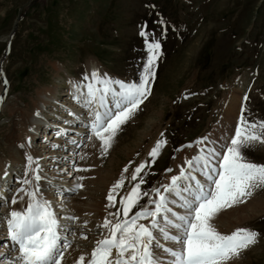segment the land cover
<instances>
[{
  "label": "rangeland",
  "instance_id": "rangeland-1",
  "mask_svg": "<svg viewBox=\"0 0 264 264\" xmlns=\"http://www.w3.org/2000/svg\"><path fill=\"white\" fill-rule=\"evenodd\" d=\"M161 20L165 23L161 24ZM141 27L148 34L149 42L155 37L161 44V55L155 65L156 77L150 82L151 91L144 105L139 106L121 125L107 152H102L99 145L96 158L104 159L105 163L115 149L122 146L120 144L125 138L131 142L133 134H138L141 126L148 127L150 120L154 122V128L138 146H131L134 150L127 156L115 157L118 159L114 164L115 171L105 178L107 182L114 175L109 189L123 179L121 187L113 192L116 197L114 206H105V218L113 223L118 217L109 213H115L120 208V198H126L131 188L140 183L139 178L132 181L131 177L141 163L146 167L139 174L144 178L140 191L148 192V196H142L140 203L152 208L154 205L149 204V197L156 199L152 189L159 188L163 192V186L169 184L173 175H178L181 168H188L186 160H192L201 149L206 151L213 146L219 149L221 145L230 143L242 107L243 116L249 122L264 120V0H0V71L5 74L4 77L0 75V97L4 98L5 109H0V163L9 162L6 157L8 127L16 129L17 123L12 121L21 120L20 111L28 112L34 102L45 100L46 96L38 97L40 90L43 92L59 85L56 88L59 94L54 95L68 105L64 90L69 87L66 83L73 81L69 75L82 79L84 74L89 76L90 61L101 62L102 67L98 62L100 69L104 67L103 71L113 80L138 82L147 59L144 38L139 35ZM139 37L142 45L137 40ZM96 71L104 75L98 68ZM5 80L7 84L4 86L2 82ZM10 106L19 111L15 114L17 117L10 118ZM65 109L63 113L67 116L68 110ZM155 111L159 112L156 120V117L148 116ZM57 116L52 119H59ZM38 130H33L35 136ZM85 133L80 134L81 140L87 135ZM204 137L208 139L202 144L196 143ZM160 139L166 143L153 160L148 153ZM34 141V150H40V153L47 151L38 149L39 143ZM81 150L82 147L76 153ZM244 153L249 161L264 163V143L253 142ZM62 154L67 155L68 152L62 150ZM59 163L58 168L53 167L58 170L54 175L51 168L43 173L46 179H52L56 185H69L67 180L79 184L85 179L82 175L68 177V168L74 167L76 172L83 170L76 167L77 159L71 164L64 156ZM20 166H17L19 170ZM96 168L97 165L89 164L85 169L94 171ZM19 170H15L18 175H10L12 178L3 188L6 200L2 201L3 197H0V215L7 209L3 202L10 205L12 197L21 188L19 180L23 174ZM96 176L89 175L86 179L94 180ZM96 187L100 185H91V188ZM80 188L66 193L51 187L52 205L59 204L62 192H65L64 196H75ZM256 189L264 198V187ZM3 192L0 185V194ZM108 193L95 194L98 202L103 199L108 204ZM260 198L253 196V201L246 204V208L254 210V215L245 217L246 214L241 212L245 214L242 215L244 219L241 218L239 223L233 222L234 226L225 229L227 231L222 232L219 228L220 222L228 219L226 214L222 213L224 217L221 220L216 217L212 221L221 234H230L236 228H250L260 234L258 243L243 251L238 258L248 264H264V200ZM67 202L70 203L69 199L63 200L61 206L69 214L70 204L63 205ZM172 207L179 210L176 205ZM228 212L230 214L231 211ZM88 217V221L82 224L86 232H81L78 237H87L83 239L89 241L90 231L96 228V214L91 212ZM141 223L147 224L148 220ZM160 223L163 225V218ZM74 235L70 232L68 237L73 238ZM160 243L171 244L162 237Z\"/></svg>",
  "mask_w": 264,
  "mask_h": 264
},
{
  "label": "snow or ice",
  "instance_id": "snow-or-ice-1",
  "mask_svg": "<svg viewBox=\"0 0 264 264\" xmlns=\"http://www.w3.org/2000/svg\"><path fill=\"white\" fill-rule=\"evenodd\" d=\"M139 35L144 38L147 59L138 82L113 80L93 70L90 77L84 76L88 83L80 87L73 85L76 90L73 99L89 109L92 119L88 127L100 141L102 152H107L121 125L139 109L151 91L150 82L155 77L161 44L155 37L149 42L143 27ZM4 83L6 85L7 81ZM243 112L242 107L230 143L219 149L214 146L206 151L201 149L192 160L185 161L188 168H181L178 175H173L169 184L163 186V192L159 188L152 189L156 195L154 200L149 197V204L154 205L152 208L140 203L142 196H148V192L140 191L144 178L139 174L146 165L137 166L131 179L136 181L139 178L140 183L131 188L126 198H120V208L115 213H109L118 217L116 221L113 223L105 218L100 226L107 229L108 235L95 242L87 259L81 255L75 264H231L243 251L257 244L260 234L256 230L236 228L225 235L212 223L221 210L244 203L256 188L264 187V163L251 162L244 153L253 142L264 143V120L249 122ZM58 134L63 135V132ZM207 139L204 137L196 143L202 144ZM165 143L163 139L157 140L148 153L149 157L154 160ZM26 159L29 165L34 162L31 156ZM38 168L37 164L32 172L36 173ZM197 170L202 180L194 175ZM40 179V175H32V180ZM20 183L29 185L30 181L24 179ZM122 184L123 179L118 180L109 189L106 207L114 206L116 197L113 192ZM33 187V191L26 192L27 206L19 211L11 210L4 217L5 238L13 253L7 264H61L70 247L67 237H62L61 233L70 229L60 224V218L49 201L37 197L39 187ZM80 187L82 185L77 183L70 191ZM18 191L25 189L21 187ZM16 202L14 196L12 204ZM172 205L179 210H173ZM130 213L133 214L130 216ZM64 219L74 221L76 218ZM141 220H148V223H138ZM159 237L174 246L160 243Z\"/></svg>",
  "mask_w": 264,
  "mask_h": 264
},
{
  "label": "bare ground",
  "instance_id": "bare-ground-1",
  "mask_svg": "<svg viewBox=\"0 0 264 264\" xmlns=\"http://www.w3.org/2000/svg\"><path fill=\"white\" fill-rule=\"evenodd\" d=\"M3 59V57H2ZM6 59V58H5ZM158 59V58H157ZM89 67H88V71L91 72L93 70H95L96 68L100 69V65L98 64V62L95 61L89 62ZM95 64V65H94ZM95 66V67H94ZM101 72V71H100ZM108 78L109 75L104 72ZM103 76V75H101ZM156 77V76H155ZM67 80V78H66ZM70 80V79H69ZM81 81H83L84 83H88L89 81H84V79L80 78ZM128 82V81H126ZM4 84V81L2 82ZM67 84V83H66ZM70 87L68 90H65L64 92H66V102H69L68 105L67 103H63L62 99L58 100V96L54 95L55 93H58L56 90V88L59 85H55L52 88L46 89L45 91H39L37 93L39 98H43V96H46L45 100L42 102H34L31 106V110L30 111H15V108H13L12 106H10L9 108V114L11 115V117H17L15 114L19 113V117H20V121H12V123L16 124L17 123V127L16 129L13 128V130L8 127L9 129V136L8 138V143H7V154L6 157L7 160H9L8 163H0V179L2 180L1 177L5 176V173H7L6 177L12 178V176L10 175H18L15 170H19V168L17 166H20V170L19 172H21L20 181L24 180V179H28L30 181L29 185H22L21 187H23L25 189V191H17L15 193V197H16V203L12 204V199H11V204L7 205V209L5 210V214H1L0 216L2 217H6L7 213L11 210H22L23 208H25L27 206L28 203V197L26 195L27 191H33L34 187H39L40 191L36 193L37 197H42L43 199L49 201V203L52 205V196H51V192L52 189L51 187H55L56 189H60V191H67L70 189H73V186L75 185L76 181L71 182L70 180H67V183H69V185L66 184H60V185H56L54 184V182H52V179L50 178H45L43 173H46L49 168H51V171H53V175L55 172H57L58 170H55L54 168H58L59 166V159L60 158H64V156L71 161L70 158H68L70 155L72 154H62V150L58 147V149L56 150H50L49 148H51L53 145L57 146L58 144L55 143V141L52 143L53 145L47 144L44 145L43 143L40 144L38 146V148L40 147H48L47 151H42L40 153V150H34V148H32L33 145V140L35 138V134L34 131L35 128L40 129L41 125L39 124L40 121H44V123H49L52 119L53 116H57L59 117V126L60 127H64L65 130H68L67 132H71L72 137L75 136V138L80 139V134H86L85 132L89 133V138L87 143L84 145V147H82L83 150H81V152L76 153L75 156L73 157V159H77L79 161V163L76 165V167L80 168L82 167L83 170L76 172L75 168L73 167L68 168V173L70 171V176H68L70 179L71 178H76L77 176H84V180H81V182L79 183L80 185H82V187L80 188V191L78 193H75V196H61V200L59 201L58 205H52L53 206V211L57 214V216L60 218V224L69 228L70 231H68L69 233L72 232L74 233V237H68V239H70V247L67 249V251L65 252L64 258L61 261V264H75L76 260L79 259V257L81 255L85 256V259H87L90 256L91 250L92 248L95 246V242L98 239H102L104 238L106 235L105 233V229L101 228V224H103L104 219L107 215V211L105 210V206L107 205V202L103 201V199H101L98 202L97 196L95 194H99V196L101 194H107L109 187L111 185V181H114V178L112 175L111 179H108L106 182V177L108 178L109 173H113L114 167L116 165V163H118V159H115V157L119 158L120 156H127L130 151L132 152L134 149H132V147L134 148L135 146H138L140 144V142L144 139L145 136L149 135L151 133V130L154 128L153 125V121L150 120V130L148 129V127L145 126H141V130L138 129V134H133L134 138L133 140L130 142V140L128 141V138L124 139L120 145V147H117L114 151V153L111 155V157L105 161L104 163V159H97L96 156H98V151H99V145H100V141L98 139H96L95 136L92 135V133L90 132V128L87 127L86 124L82 125L85 119H87V121H91L92 117L90 115V111L88 108L83 107L82 106V102H77V100L73 99V94L76 92V90L73 88V84L70 82V84H68ZM77 87H80V85H78ZM4 91V88H3ZM2 92V91H1ZM59 94V93H58ZM3 96L0 97V109L1 111L5 110L3 109ZM111 99V97H109V100ZM68 100V101H67ZM145 101H143V103L140 105H144ZM44 105V107L42 106ZM68 107V109H65V107ZM63 109L68 110L67 112V116L65 115L66 113H63ZM37 113L39 115H37ZM44 113L46 115H44ZM69 113H72V115H69ZM158 111L155 112H150L148 114V116H153L156 117L155 120L158 117ZM55 114V115H54ZM85 114V115H84ZM86 116V117H85ZM88 116V118H87ZM149 119V118H147ZM154 120V121H155ZM148 121V120H146ZM88 124V123H87ZM89 125V124H88ZM157 125V124H156ZM138 126V125H137ZM136 127V126H135ZM29 129H32V131H29ZM84 130V132H83ZM80 133H77V132ZM38 133V131H37ZM49 136L51 138H53V135L51 136L49 134ZM69 137V136H67ZM91 137V139H90ZM84 139V138H83ZM131 139V138H130ZM127 140V141H126ZM59 141V140H57ZM59 144H61V141L59 142ZM115 144V143H114ZM132 146V147H131ZM36 147V146H35ZM131 148V149H130ZM32 149V150H31ZM49 149V150H48ZM27 150V152H26ZM147 151V150H146ZM145 151V153H146ZM46 153V155L44 157H46V159H44V157H40L41 154ZM26 156H31L33 158V163L31 165H29V162L26 159ZM123 159V158H122ZM91 160H95L93 163H90ZM117 160V161H116ZM141 160V159H140ZM139 160V161H140ZM141 162V161H140ZM4 164V165H3ZM37 164L39 165V168L36 170V173L32 172V169L37 168ZM89 164H95L97 165V168L94 171H88L85 168L89 165ZM48 166V168H46ZM18 168V169H14V168ZM54 167V168H53ZM53 168V170H52ZM60 169V168H59ZM14 170V173H10L11 171ZM28 172V175L25 176V172ZM105 171V173H104ZM50 172V171H49ZM102 172V173H101ZM197 174L196 177L198 179H203L200 175L198 170L196 171ZM33 174H38L41 176V179L39 181H35L32 180V175ZM69 175V174H68ZM89 175H97L96 178L93 179H86ZM199 175V176H197ZM30 176V177H29ZM81 176V177H82ZM86 176V177H85ZM53 178V177H52ZM104 179V180H103ZM10 180V179H9ZM100 182L102 184H100ZM4 184H7L8 181H4ZM100 185V187H96V188H91V185L94 187L98 186V184ZM1 184V181H0ZM49 187V188H48ZM105 187V188H104ZM8 189V187H7ZM46 189V190H45ZM261 189V188H260ZM264 190V189H262ZM56 191V190H54ZM72 191V190H71ZM70 191V192H71ZM3 192V190H2ZM6 192V190H4V193ZM106 192V193H105ZM67 193V192H66ZM253 196H259L261 197L260 200H264L263 196H262V192H259L257 189H255L253 191V194L247 198V200L242 203V204H236L230 208H226L221 210L216 217H218L219 220H221V218L224 217V214H226V216L228 217L227 220L225 221H221L220 222V230H222V232L227 231L225 229H228L232 226H234L233 222H240V219H244L242 215L246 216H253L254 215V210L252 208H246V204L253 201ZM13 198V197H12ZM65 199H69L70 203H65L63 205L68 206V204H70V209H69V214H66L65 209L62 208V202ZM173 199V197H172ZM56 203V202H54ZM255 204V203H254ZM64 207V206H63ZM260 209V208H258ZM174 210V209H173ZM231 211L230 214H228ZM93 212L94 214H96V228L92 229L90 231V234L88 236V240H84L83 238L78 237V234H80L81 232H86V229L82 226V224H85L86 221H88L87 219L89 218L88 215ZM241 212L245 213L242 214ZM251 212V213H249ZM224 213V214H222ZM222 214V215H221ZM221 215V216H220ZM242 216V217H241ZM65 217H75L76 219L74 221L72 220H67L64 219ZM86 217H88L86 219ZM215 217V218H216ZM234 219L233 221L231 219ZM90 220V218H89ZM142 221V220H141ZM141 221H138V223H141ZM233 224V225H230ZM93 226V225H91ZM233 230V229H232ZM3 232L2 227H0V237L1 234ZM68 232H66L68 234ZM65 233H61L62 237L64 236ZM161 237H159L160 239ZM73 239V241H72ZM163 239V238H162ZM0 251H3L2 249H0ZM249 261V259L247 260ZM231 264H248L247 262H240L239 259H235L233 260V262Z\"/></svg>",
  "mask_w": 264,
  "mask_h": 264
}]
</instances>
